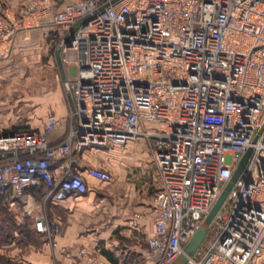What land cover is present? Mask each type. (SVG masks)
<instances>
[{
  "label": "built area",
  "instance_id": "1",
  "mask_svg": "<svg viewBox=\"0 0 264 264\" xmlns=\"http://www.w3.org/2000/svg\"><path fill=\"white\" fill-rule=\"evenodd\" d=\"M56 4L23 0L18 11L61 29L56 51L72 67L68 126L55 141L48 139L60 124L53 113L39 128L0 127L2 203L54 244L61 230L55 206L87 192V177L111 179L107 169L82 164L81 152L144 138L161 183L144 256L172 264L251 147L208 226L217 231L186 264L256 261L264 247V0ZM5 13L0 2V58L16 32L2 21ZM101 252L79 247L81 263L105 264Z\"/></svg>",
  "mask_w": 264,
  "mask_h": 264
},
{
  "label": "crops",
  "instance_id": "2",
  "mask_svg": "<svg viewBox=\"0 0 264 264\" xmlns=\"http://www.w3.org/2000/svg\"><path fill=\"white\" fill-rule=\"evenodd\" d=\"M0 2L6 9L2 21L16 27L9 55L0 58V127L5 131L39 128L53 113L60 124L49 132L48 139L55 141L67 129L71 104L64 89L72 67L53 50L61 29L35 13H19L23 0ZM81 154L82 164L107 169L111 179L99 182L87 177V192L67 196L56 205L61 230L54 244L46 234L34 231L36 244L27 243L20 257L8 254L9 258L18 264H82L79 247L86 245L102 247L105 264H154L145 258L144 249L147 237L154 232L152 194L161 183L154 153L145 139L109 150L86 148ZM249 264H264V247L260 257Z\"/></svg>",
  "mask_w": 264,
  "mask_h": 264
},
{
  "label": "rangeland",
  "instance_id": "3",
  "mask_svg": "<svg viewBox=\"0 0 264 264\" xmlns=\"http://www.w3.org/2000/svg\"><path fill=\"white\" fill-rule=\"evenodd\" d=\"M56 46L57 45L53 47V50L56 49ZM23 56L31 57V54L23 55ZM55 65L56 67L58 66L57 63ZM38 67L39 66L35 65L36 69ZM35 71L37 72V70ZM50 71H52V69ZM40 72H42V70ZM45 73H46V70H45ZM64 90L66 91V86ZM66 94L68 95L67 91H66ZM145 145L152 152V149L149 147L146 141H145ZM113 147H118V145L112 144V146H108L105 149L109 150V149H112ZM110 152H113V150ZM228 205H229V202L227 200L225 203L224 209L228 208ZM28 221H31L28 218V216H21V215L16 216L14 211L9 210L7 206L5 205L3 206L0 203V264H18V261L13 262L9 258L10 255L8 254H11V255L14 254L15 257H20L23 251L25 250L27 243L36 244V241L34 239L35 236L31 239L29 238L30 236L25 233L26 228H27L26 223ZM210 228L211 229H209L208 234L204 238V244L207 243L208 240L211 239L214 236L215 232L217 231V228L215 227H210ZM20 229L22 232H20Z\"/></svg>",
  "mask_w": 264,
  "mask_h": 264
},
{
  "label": "water",
  "instance_id": "4",
  "mask_svg": "<svg viewBox=\"0 0 264 264\" xmlns=\"http://www.w3.org/2000/svg\"><path fill=\"white\" fill-rule=\"evenodd\" d=\"M251 151V147H248L243 156L241 157L237 169L234 171L231 178L225 184L223 190L217 196L218 198L215 200V202L209 209L208 214L203 219L201 225L196 228V230L192 233V236L188 239V241L183 244L182 251L177 254L172 264H186L188 261V257L193 256V253L201 245V242L203 241L208 232V226L210 225L214 217L217 215V212L219 211V209L223 205V202L227 198L226 196L228 191L231 189L235 180L238 178L239 174L245 167V163L249 155L251 154ZM8 154H10V152H8Z\"/></svg>",
  "mask_w": 264,
  "mask_h": 264
},
{
  "label": "trees",
  "instance_id": "5",
  "mask_svg": "<svg viewBox=\"0 0 264 264\" xmlns=\"http://www.w3.org/2000/svg\"><path fill=\"white\" fill-rule=\"evenodd\" d=\"M12 131H15V130H12ZM43 186H42V183H40V187L38 188V187H36L35 189H33V192L34 193H36V194H39V191H42L43 190V188H42ZM0 203L4 206L5 204H3L2 203V201H1V199H0ZM6 206V205H5ZM56 207V206H55ZM8 208V207H7ZM9 209V208H8ZM30 220H31V218L30 217H28ZM26 225H27V228H26V231H25V233L26 234H28L30 237L29 238H33L34 236H35V234L36 233H34V230H33V228H32V220L31 221H28L27 223H26ZM20 232H22L21 231V229H20ZM27 236V235H26Z\"/></svg>",
  "mask_w": 264,
  "mask_h": 264
}]
</instances>
